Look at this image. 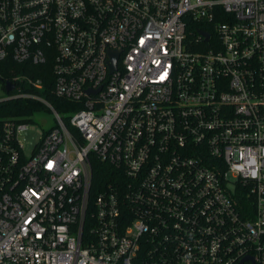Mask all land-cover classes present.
Returning <instances> with one entry per match:
<instances>
[{
  "label": "built area",
  "instance_id": "1",
  "mask_svg": "<svg viewBox=\"0 0 264 264\" xmlns=\"http://www.w3.org/2000/svg\"><path fill=\"white\" fill-rule=\"evenodd\" d=\"M0 62V264H264V0H0Z\"/></svg>",
  "mask_w": 264,
  "mask_h": 264
},
{
  "label": "rangeland",
  "instance_id": "2",
  "mask_svg": "<svg viewBox=\"0 0 264 264\" xmlns=\"http://www.w3.org/2000/svg\"><path fill=\"white\" fill-rule=\"evenodd\" d=\"M6 97V90L0 83V99ZM54 124L53 116L50 112H41L36 117V123H33L23 135L24 150L27 154H31L33 148L37 144L42 135L44 128L48 129Z\"/></svg>",
  "mask_w": 264,
  "mask_h": 264
},
{
  "label": "trees",
  "instance_id": "3",
  "mask_svg": "<svg viewBox=\"0 0 264 264\" xmlns=\"http://www.w3.org/2000/svg\"><path fill=\"white\" fill-rule=\"evenodd\" d=\"M15 66H16V64H15ZM9 73H10V70L6 69L5 63H1L0 62V83L3 82L7 78V76H9ZM63 103H67V102L63 101L61 99L56 101V104L58 106H62ZM32 106L33 105H31V107ZM1 107H2L3 110L0 111V114L9 113V112H12V111H15L13 113H23V112H25V110H23L21 108V106H19V102H7ZM4 107H6V108H4ZM31 107H29V108H31Z\"/></svg>",
  "mask_w": 264,
  "mask_h": 264
},
{
  "label": "water",
  "instance_id": "4",
  "mask_svg": "<svg viewBox=\"0 0 264 264\" xmlns=\"http://www.w3.org/2000/svg\"><path fill=\"white\" fill-rule=\"evenodd\" d=\"M202 34L205 36V40L207 41L209 39V33L202 32ZM115 68V58L113 59L112 69ZM14 85L10 82H6V90L9 91L13 89Z\"/></svg>",
  "mask_w": 264,
  "mask_h": 264
}]
</instances>
